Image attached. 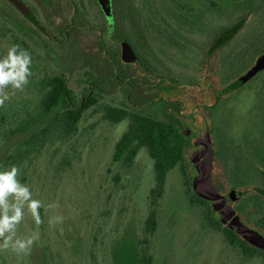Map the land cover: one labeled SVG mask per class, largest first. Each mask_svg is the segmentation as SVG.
<instances>
[{
  "label": "rangeland",
  "instance_id": "374dc122",
  "mask_svg": "<svg viewBox=\"0 0 264 264\" xmlns=\"http://www.w3.org/2000/svg\"><path fill=\"white\" fill-rule=\"evenodd\" d=\"M178 1L188 7H194L198 2ZM217 1L232 10L236 8L234 0L228 4H224V0ZM244 1L239 13H232L235 20L238 19L234 25L231 18L228 20L229 30H215L220 22L215 16L206 18L204 28L201 25L205 32L196 53L205 62L204 67L199 63L200 68L195 74L199 86L190 90L191 98L195 96L193 91L205 90L206 104L211 102L201 116L200 128L208 132L210 127L217 148L231 149L229 169H225L228 164L223 157L217 159L216 170L214 175L211 174L212 184L224 197V187L229 185L228 175L234 167L243 169L245 179L253 184L238 191L252 195L255 185L264 189V163L260 160H264V69L231 89L264 55V0ZM102 3L106 6L105 0ZM137 3L145 18L156 19L158 26L177 25V7L171 0H137ZM93 13L97 15L95 20L103 24L97 7ZM17 15L30 17L29 12L19 10L11 0H0V26L3 29L0 30V57L6 55L16 35L19 41H26L29 46L33 73L25 89L17 91L0 108V171L14 165L7 157L14 154L17 141L23 138L19 135L8 139L7 135L28 116L38 113L41 93L37 82L46 74H65L71 86L79 90L77 81L83 77V70L75 61L81 53L78 55L75 51L81 48L84 51L82 55L94 54L93 42L97 36L93 31L86 37H79L77 49L72 45L60 47L46 35L32 33ZM193 16L194 13L190 17ZM162 35L165 37L166 33ZM168 36L170 40L175 38L171 34ZM157 40L154 50L165 49L169 55L160 54L159 60L182 73L177 51L167 48L166 39L162 42L159 38ZM107 45L109 49H118L109 41ZM167 75L177 78V73ZM181 94L182 91H176L168 96ZM107 100L113 102L123 100V97L117 93ZM126 127V122L112 125L101 113L88 110L79 125L78 134L71 141L46 148L25 171L20 169V182L29 185L34 198L45 205L40 209L44 223L37 228L29 219L26 225H22L21 235L38 230L39 240L26 256H18L10 250L0 252V264L4 259L8 264H34L32 253L35 251L38 256L42 252L50 255V264H140L137 235L148 214L153 162L145 151H141L131 169H126L123 162L112 163L115 144ZM207 147H210L207 149L210 154L213 146ZM191 157L192 150L187 155V162ZM216 182L222 184L221 189ZM260 203L258 206L256 201H250V213L243 217L234 203L228 202L250 228L264 234L261 223L262 219L264 221V203ZM48 205L56 207L47 209ZM55 215L63 216V222L50 228L48 219ZM200 218V208L189 203L181 170H173L169 174L164 197L159 201L158 229L151 241L154 264H264L262 257H247L242 250L231 247L221 231L203 228Z\"/></svg>",
  "mask_w": 264,
  "mask_h": 264
},
{
  "label": "flooded vegetation",
  "instance_id": "af4514ba",
  "mask_svg": "<svg viewBox=\"0 0 264 264\" xmlns=\"http://www.w3.org/2000/svg\"><path fill=\"white\" fill-rule=\"evenodd\" d=\"M20 1L29 10V18L32 22H30L31 20L29 21V18L21 15L17 16L29 27V30L34 34H39L40 32L46 35L49 40L60 47L72 45V48L77 49L79 48L77 44L79 37H86L89 32L96 31L97 36L93 42L95 47L93 52L95 53L92 55H99L110 62L115 71L116 79L120 82L115 88V94L118 93L124 98V91H126L127 99L129 100L132 98L146 99L154 97L155 100L163 99L167 102H176L178 110L171 109V117L177 127L188 138L190 142L189 151L192 150L191 158L196 159L195 163H190V160L188 161L192 189L194 178H197L201 174V170L199 169L200 164H208L209 158L207 157L212 155V153V175H214V170H216L214 167L216 166L217 159H223L224 157L226 164H228L225 166V169H229L231 166V149L217 148L216 139L212 137L210 127L208 132H206V129L200 128L202 127L201 116L203 112L208 110L211 103L206 104V91H193L196 97L192 96L191 98L190 90L197 89L199 86V79L197 80L195 75L199 63L204 67L205 61L198 58L196 52L200 49V43L203 41L202 36L205 32L203 28L208 20L206 18H214L215 16V19L220 20L219 27L215 30H229L228 20L231 18L232 23L235 20L229 10L230 8L225 7L224 10L218 9L215 3L220 4V2L217 0H198L197 4L193 7L194 16L186 22L178 16V13L184 14L185 5L181 4L178 0H171L174 7L175 5L177 7L175 8L177 25L173 26L169 23L170 26L167 25V28H162V26H158V23L155 22L156 19L145 18L137 0H105L106 6L102 3L104 0ZM223 2L224 4H228L230 1L224 0ZM223 2L221 1V3ZM95 7L98 8L99 15L104 20L103 24H99L95 20V16H97L93 13ZM11 11L17 12L13 9ZM201 25H203V28H201ZM163 32L166 33V38L162 35ZM169 34L174 35L175 38L170 40L168 38ZM153 36H156L155 39ZM126 38H128V43L126 42ZM157 38L160 39L159 42L166 39L167 48L169 47L177 51V55L180 58H178V64L183 68L182 73L177 69L175 70V68L169 67L167 62L159 60L160 54L169 55L165 49H159L158 52L154 50V46H157L156 41L158 43ZM106 39L116 45L118 49H109ZM152 40L154 41L153 43ZM75 52L78 55L81 53L80 56H83L82 53H84L81 48ZM196 61L199 62L196 63ZM108 62H103L101 67L109 70ZM78 63L79 65L81 64L80 62ZM167 73H177V78L168 76ZM183 90H185V94H183ZM176 91H182V94L176 97L168 96L169 93L172 92L174 94ZM206 128L208 129V127ZM207 145L213 146V151L211 150L210 154L207 152V149L210 148ZM260 160L264 163L263 159ZM233 174L235 175V179H233ZM228 176V183H230L224 187L226 188V202L234 203L240 215L248 217L250 213L249 202L255 201L256 195H259L261 197L260 202L264 203V189L255 185L252 195L246 191H238L239 188L253 185L250 180L245 179L243 169L239 170L234 167V170L230 169V175ZM233 180L241 183V185L233 188L231 185V181ZM216 183L218 184L217 187L220 188L221 183ZM233 190L237 192L235 200L230 197V192Z\"/></svg>",
  "mask_w": 264,
  "mask_h": 264
},
{
  "label": "trees",
  "instance_id": "16d2710c",
  "mask_svg": "<svg viewBox=\"0 0 264 264\" xmlns=\"http://www.w3.org/2000/svg\"><path fill=\"white\" fill-rule=\"evenodd\" d=\"M229 1L233 2V0ZM234 1L235 10H229L236 14L240 11L244 0ZM215 5L223 10L226 7L219 3ZM193 11V7L185 5L184 14H180L181 19L187 22L189 18L191 19ZM237 20H233L232 25ZM241 21L242 19L239 22ZM0 30H3L1 26ZM126 42L128 43V38ZM13 45L29 49L26 41H19L16 35ZM77 61L81 63L79 69L83 70V77L77 81L79 90L71 86L65 74H46L37 82L41 93L38 113L28 116L15 131L7 135L8 139L23 136L17 141L14 154L7 158L25 171L46 148L58 143L64 145L71 141L78 134L84 114L93 109L95 113H101L112 125L127 123L125 131L115 144L112 153L113 164L123 162L126 169H131L141 151H145L153 162V186L148 200V214L140 234L137 235L140 264H154L151 241L158 229L159 201L166 192L169 174L175 169L181 170L190 205L200 208L201 226L205 229L221 231L227 243L234 249L242 250L245 256H260L264 259V250L249 244L234 230L225 226L216 217L212 204L192 189L187 162L190 142L170 114L171 109L178 110L176 102L155 100L154 97L129 100L126 91L123 100L108 101L107 97L114 96L115 88L120 84L110 62L99 55L89 54L79 56ZM103 62H108L109 70L101 67ZM234 177L233 174V179ZM231 185L236 188L241 183L233 180ZM260 199L261 197L256 195L255 201L258 206L261 205ZM261 223L264 225L263 219ZM32 261L34 264L40 262L50 264L51 257L45 252L38 256V252L35 251L32 253ZM2 264H8V260L4 259Z\"/></svg>",
  "mask_w": 264,
  "mask_h": 264
},
{
  "label": "clouds",
  "instance_id": "9594fccd",
  "mask_svg": "<svg viewBox=\"0 0 264 264\" xmlns=\"http://www.w3.org/2000/svg\"><path fill=\"white\" fill-rule=\"evenodd\" d=\"M32 55L19 45L8 48L6 55L0 57V108L17 91L22 92L32 77ZM20 168L11 166L0 171V252L11 251L18 256L31 253L32 246L39 240L38 230L29 235H21L20 228L30 219L38 226L44 223L40 209L45 205L34 198L31 187L19 180ZM56 207L48 205L47 209ZM60 215L48 219L50 228L63 222Z\"/></svg>",
  "mask_w": 264,
  "mask_h": 264
},
{
  "label": "water",
  "instance_id": "95a60500",
  "mask_svg": "<svg viewBox=\"0 0 264 264\" xmlns=\"http://www.w3.org/2000/svg\"><path fill=\"white\" fill-rule=\"evenodd\" d=\"M15 6L28 14L29 10L20 0H11ZM264 69V55L257 61L256 66L240 81L231 86V89L237 88L240 84L247 82L259 71ZM196 159L191 158L190 163H195ZM213 153L209 157V163L205 165L200 164V176L193 180V190L202 198L212 204L215 215L220 221L230 229L234 230L241 238L249 244L264 250V234L259 233L253 228H250L248 223H245L233 209V207L226 202L225 197L216 191V187L212 184L211 174L213 170ZM205 165V166H204ZM204 168V169H203ZM231 199L235 200L237 197L236 191L230 192Z\"/></svg>",
  "mask_w": 264,
  "mask_h": 264
}]
</instances>
